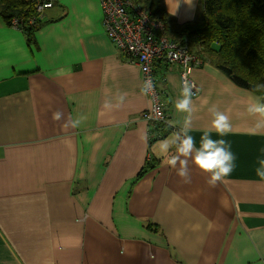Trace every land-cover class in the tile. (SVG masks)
Instances as JSON below:
<instances>
[{"label":"crops","instance_id":"obj_1","mask_svg":"<svg viewBox=\"0 0 264 264\" xmlns=\"http://www.w3.org/2000/svg\"><path fill=\"white\" fill-rule=\"evenodd\" d=\"M44 1L53 5L30 40L0 19V264H264V132L248 112L259 97L210 59L191 71L189 134L197 147L205 132L225 139L236 159L215 187L189 161L184 183L167 164L175 147L162 144L187 115L175 109L180 67L154 65L170 126L157 139L139 118L151 106L139 68L108 39L98 0ZM162 4L177 25L202 19L200 0ZM212 108L229 117L224 137ZM81 115L78 127H61Z\"/></svg>","mask_w":264,"mask_h":264},{"label":"trees","instance_id":"obj_2","mask_svg":"<svg viewBox=\"0 0 264 264\" xmlns=\"http://www.w3.org/2000/svg\"><path fill=\"white\" fill-rule=\"evenodd\" d=\"M44 0H0V19L7 26L17 19L30 40L40 26L35 7ZM164 25L166 35L186 45L202 60L207 58L237 87L255 93L264 102V0H200L202 19L177 25L162 0H135ZM34 19L33 24L29 21ZM204 61V60H203ZM161 139L170 130L166 123H152ZM147 164L138 174L154 168Z\"/></svg>","mask_w":264,"mask_h":264},{"label":"built area","instance_id":"obj_3","mask_svg":"<svg viewBox=\"0 0 264 264\" xmlns=\"http://www.w3.org/2000/svg\"><path fill=\"white\" fill-rule=\"evenodd\" d=\"M102 9V22L105 33L117 51L130 64L137 65L141 74L143 86L146 80H151L153 90L147 97L151 106L139 114V118L147 123L165 122V114L156 89L154 65L164 61L169 65L180 67V83L186 79L195 85L193 96L199 93L196 83L190 78L194 68L203 65V60L194 54L189 47L171 40L165 33L163 23L153 17L148 9L135 0H98ZM51 1H42L35 7L37 16L52 7ZM34 19L29 21L33 24ZM15 27L19 26L17 19L12 20Z\"/></svg>","mask_w":264,"mask_h":264},{"label":"clouds","instance_id":"obj_4","mask_svg":"<svg viewBox=\"0 0 264 264\" xmlns=\"http://www.w3.org/2000/svg\"><path fill=\"white\" fill-rule=\"evenodd\" d=\"M187 4L191 6L192 0H187ZM178 7V5H177ZM195 85L187 81L183 82L181 97L175 103V109L178 112L186 113L183 127L174 135V139L169 142L163 141V151L168 152L169 148L175 147V152L168 156L167 164L176 171L184 183H190L191 177L189 173V161L202 173L208 176L207 183L211 187H215L218 183L224 182L225 178L230 176L235 167V155L231 151L230 145L223 138L213 139L208 132L200 138L199 147L196 146V140L189 134L191 130V114L193 109V89ZM153 90L151 80H146L141 87L142 94H149ZM126 94L119 96V103H122ZM105 109L113 107L111 101L106 100L103 105ZM213 119L211 128L215 130L219 137L226 136L231 131V123L228 115L215 108L210 109ZM248 112L258 117L254 126V133L264 132V102L255 101L248 107ZM52 119L61 121L64 115L61 111L53 112ZM86 120V116L81 115L76 119L71 117L65 119L61 126L63 129L76 128L82 121ZM256 175L264 180V160L259 161V167L256 168Z\"/></svg>","mask_w":264,"mask_h":264}]
</instances>
